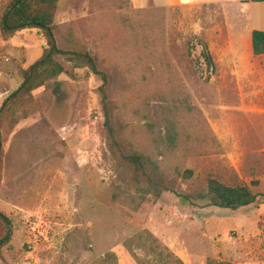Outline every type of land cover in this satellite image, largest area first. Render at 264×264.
<instances>
[{"label": "rangeland", "instance_id": "1", "mask_svg": "<svg viewBox=\"0 0 264 264\" xmlns=\"http://www.w3.org/2000/svg\"><path fill=\"white\" fill-rule=\"evenodd\" d=\"M57 23L110 72L117 131L176 182L177 194L143 201L116 176L102 82L65 63L74 78L37 90L41 109L3 138L0 213L12 239L0 264H168L166 249L184 264H264V58L238 41L236 9L61 0ZM58 45L73 49L65 39ZM46 47L37 30L8 42L0 34V110ZM210 178L247 184L258 203L210 207L202 198Z\"/></svg>", "mask_w": 264, "mask_h": 264}, {"label": "trees", "instance_id": "2", "mask_svg": "<svg viewBox=\"0 0 264 264\" xmlns=\"http://www.w3.org/2000/svg\"><path fill=\"white\" fill-rule=\"evenodd\" d=\"M61 0H7L0 5V34L4 41H11L25 30H37L46 41L47 47L40 61L23 71V82L13 95L3 104L0 110V183L4 171L5 151L3 138L11 134L18 126L21 118H26L34 110L41 109V103L34 93L47 88L50 83L59 85L62 75H69L65 63L83 66L100 79L99 89L104 114V134L106 140V158L112 164L116 176L125 184L136 189L141 200L158 201L166 193L177 194L175 181L159 169L156 163L135 151L132 144L116 129L113 109L110 101V91L114 79L109 71L104 69L99 60L89 53L69 30L65 34V26L57 23V14ZM59 39H65L73 46L72 50H63L58 45ZM204 62L208 70H215L214 59L206 44H202ZM253 55H264V32L254 31L252 34ZM174 133L169 131V140L174 143ZM210 207L238 211L258 203L259 196L250 186L242 182L231 185L217 179L207 181V192L202 196ZM0 219L6 223V236L0 241V262L4 260L3 249L12 239L11 224L8 218L0 213ZM166 249V248H165ZM167 262L184 264V262L167 249ZM207 264H218L208 261Z\"/></svg>", "mask_w": 264, "mask_h": 264}, {"label": "crops", "instance_id": "3", "mask_svg": "<svg viewBox=\"0 0 264 264\" xmlns=\"http://www.w3.org/2000/svg\"><path fill=\"white\" fill-rule=\"evenodd\" d=\"M145 4L153 2L157 7L176 8V7H196L207 3H219L236 9L241 19L238 27H234L239 35V42H246L249 45L250 53L253 55L252 34L254 31L264 32V0H141ZM258 11L259 16L255 21L254 13ZM256 14V13H255ZM254 56V55H253ZM264 58L263 56H254Z\"/></svg>", "mask_w": 264, "mask_h": 264}]
</instances>
